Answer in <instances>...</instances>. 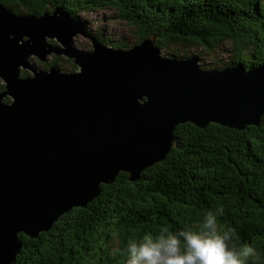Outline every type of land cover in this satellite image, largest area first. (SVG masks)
Returning <instances> with one entry per match:
<instances>
[{
  "label": "water",
  "instance_id": "1",
  "mask_svg": "<svg viewBox=\"0 0 264 264\" xmlns=\"http://www.w3.org/2000/svg\"><path fill=\"white\" fill-rule=\"evenodd\" d=\"M50 8L24 15L0 3V264L15 260L20 233L48 230L118 170L133 179L163 159L177 125L241 128L264 114V66L201 71L194 58H163L147 39L112 49L65 9ZM80 32L91 50L73 48ZM30 53H64L77 69L35 70ZM20 66L34 76H21Z\"/></svg>",
  "mask_w": 264,
  "mask_h": 264
},
{
  "label": "trees",
  "instance_id": "2",
  "mask_svg": "<svg viewBox=\"0 0 264 264\" xmlns=\"http://www.w3.org/2000/svg\"><path fill=\"white\" fill-rule=\"evenodd\" d=\"M0 3L15 12L23 4L25 13L38 15L49 5L62 7L72 16L111 7L119 19L135 28L136 44L156 35L155 46L161 49L171 41L187 46L198 42L210 48L229 36L235 50L228 65L243 62L248 68L264 63V0ZM117 45L128 47L125 41ZM20 72L25 75L24 70ZM174 134L172 152L140 172L136 181L121 171L114 181L100 184L97 197L61 214L48 230L34 238L20 233L22 245L11 264H127L121 253L129 240L155 235L162 228L196 230L205 214L218 208L223 209L217 216L218 231L232 230L228 246L244 264H264V116L258 127L237 130L209 124L201 129L186 122L177 125ZM245 247L252 253L245 256Z\"/></svg>",
  "mask_w": 264,
  "mask_h": 264
},
{
  "label": "rangeland",
  "instance_id": "3",
  "mask_svg": "<svg viewBox=\"0 0 264 264\" xmlns=\"http://www.w3.org/2000/svg\"><path fill=\"white\" fill-rule=\"evenodd\" d=\"M55 7H59V6H53V8ZM48 10H51V8H49ZM21 11L25 12V9L22 8ZM232 12H233L232 13L233 15L236 13L233 10ZM26 14L28 13H25V15ZM116 14H117L116 9L111 8V7H102V9L95 8L94 10H91V11H83V12L81 11V13L76 14L73 17L82 21L85 25V32L89 34L91 37L95 38L97 41L100 42V39H101L104 43H107L109 46H111L110 48L112 49H121V50L130 49L132 46L136 45L137 41L139 40L137 36V32L135 31V28L133 26L129 25L125 20L119 19L116 16ZM35 15H38V14H35ZM248 15H249L248 18L251 17L250 14ZM247 20L250 21L249 19ZM71 39H72L73 48L75 47L79 50H91L92 49L93 42L88 36H86L85 34L81 32L75 36H72ZM145 39L149 40L155 46V42H156L155 40L157 39L155 35L146 36L142 40H145ZM52 40L53 39L49 40V42L51 43ZM124 41L126 42L128 47H120V45H117L120 43L123 44ZM232 42H233L232 39L229 38V36H226L224 37V39L219 40L216 44H214L210 48L204 47L200 45L198 42L197 43L193 42L192 44L187 46V45H182L179 42L174 43L172 41L171 43H169L166 49H161L158 47L157 48L163 58H168V59H192L194 58L196 59L198 63L199 69L201 71H207V70H216V69H226L230 67H238L239 65L244 66L243 62H238L235 64L228 65L229 60H231L233 57L232 52H234L235 50ZM52 43L55 44L56 42L54 41ZM247 51H249V49H247ZM45 57L46 58L44 60H41L35 54L33 55L32 53H30L29 55L25 57V61L28 62V64L32 66L35 70L45 69V66L47 64L57 65L60 67V70L63 72H72L77 69L76 64L71 59L70 60L67 59L64 53H60L57 55H53V53H47ZM256 66H264V63H259ZM19 70L25 71L24 76H30V75L34 76L32 70H30L28 67L24 68L20 66ZM0 84H3L1 78H0ZM0 90H2V88H0ZM142 98L147 99L146 96H142ZM263 116L264 114L260 117V120L259 122H257V124L252 123V125L258 127L261 124V120ZM206 124L208 126L209 124H217V125L227 127V128H235L237 130H242L246 128L247 125H251V124H245L241 128H236V127H229L227 125L220 124L218 123V121L216 122L208 121ZM173 134H174V131H173ZM174 137H176L175 134H174ZM175 146H176V142L173 141L171 149L167 154L172 152ZM218 153L221 156V154H223L224 152L221 150V151H218ZM165 157H163V159ZM163 159H160L159 161H162ZM157 162L158 161L156 160L153 161L152 165ZM150 166H147V167H150ZM121 171L124 173H127V177H129V173L122 169L118 170L117 174H120ZM138 178L139 177L130 179V181H136ZM114 180H115V177L113 176V179L110 182ZM100 191H101V187L99 185V192ZM98 195L99 193L97 194V196ZM93 199H91L90 201H92ZM76 206L78 205H73L71 208H69V210L73 209Z\"/></svg>",
  "mask_w": 264,
  "mask_h": 264
},
{
  "label": "clouds",
  "instance_id": "4",
  "mask_svg": "<svg viewBox=\"0 0 264 264\" xmlns=\"http://www.w3.org/2000/svg\"><path fill=\"white\" fill-rule=\"evenodd\" d=\"M222 212L218 208L206 213L196 230L162 228L155 235L129 240L121 254L126 255L127 264H244L226 243L232 230L220 233L217 229V216ZM251 253L252 249L245 247L243 254Z\"/></svg>",
  "mask_w": 264,
  "mask_h": 264
},
{
  "label": "flooded vegetation",
  "instance_id": "5",
  "mask_svg": "<svg viewBox=\"0 0 264 264\" xmlns=\"http://www.w3.org/2000/svg\"><path fill=\"white\" fill-rule=\"evenodd\" d=\"M5 6V5H4ZM6 8H10L13 12H15L14 10H13V8H11L10 7V5H7V6H5ZM25 9V5H23V4H18V9L20 10V12H15L16 14H24L25 15V12L24 11H21V9ZM33 14V13H32ZM33 15H35V14H33ZM53 55H56V54H53ZM66 58L67 59H71V58H69L68 56H66ZM72 60V59H71ZM73 61V60H72ZM48 66L50 65V64H47ZM47 66V67H48ZM47 67H45V68H47Z\"/></svg>",
  "mask_w": 264,
  "mask_h": 264
},
{
  "label": "bare ground",
  "instance_id": "6",
  "mask_svg": "<svg viewBox=\"0 0 264 264\" xmlns=\"http://www.w3.org/2000/svg\"><path fill=\"white\" fill-rule=\"evenodd\" d=\"M50 6V5H49ZM41 15V14H40ZM149 36V35H148ZM156 36V35H155ZM157 37V36H156ZM55 42H56V40L55 39H53ZM101 40V39H100ZM52 44H54V43H52ZM56 44V43H55ZM53 54H56L57 55V53H53ZM28 58V57H27ZM46 58V57H45ZM29 59V58H28ZM49 68V66L47 67V69ZM46 69V68H45ZM216 70H218V69H216ZM30 71V70H29ZM20 74H21V72H20ZM44 232V231H43ZM21 245H22V242H21Z\"/></svg>",
  "mask_w": 264,
  "mask_h": 264
}]
</instances>
